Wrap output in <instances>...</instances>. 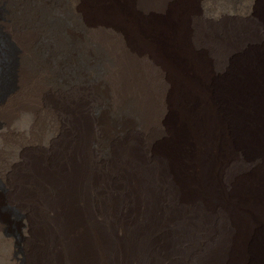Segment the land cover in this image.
<instances>
[{"label":"bare ground","instance_id":"1","mask_svg":"<svg viewBox=\"0 0 264 264\" xmlns=\"http://www.w3.org/2000/svg\"><path fill=\"white\" fill-rule=\"evenodd\" d=\"M256 1L0 0V264H264Z\"/></svg>","mask_w":264,"mask_h":264},{"label":"rangeland","instance_id":"2","mask_svg":"<svg viewBox=\"0 0 264 264\" xmlns=\"http://www.w3.org/2000/svg\"><path fill=\"white\" fill-rule=\"evenodd\" d=\"M80 1H85V2L89 3V2L95 1V0H80ZM257 2L259 3L260 0H257L256 4H258ZM256 4H255V8H256ZM0 6L5 8L3 3H0ZM1 7H0V9H1ZM15 8H17V6ZM249 17H251V18L254 17V11L252 14L249 15ZM7 54L9 55L10 53L8 52ZM5 75H6L5 77H7V74H5ZM6 81H5V83H6ZM0 196H1V199H0V218L3 220L2 223L4 224V231L9 236L16 235L18 233L17 224H20V223H18L19 221H21V223H22V220H23L22 212L17 206H15L14 204L10 203L7 200V197H6L7 196V189H5L3 191L0 190ZM18 251H19V253H23L25 251L23 242L20 243V245L18 247Z\"/></svg>","mask_w":264,"mask_h":264}]
</instances>
